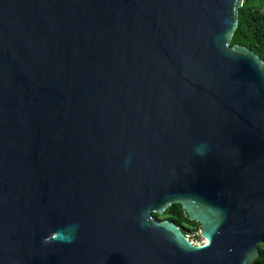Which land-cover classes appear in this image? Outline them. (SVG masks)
I'll use <instances>...</instances> for the list:
<instances>
[{
	"label": "water",
	"instance_id": "obj_1",
	"mask_svg": "<svg viewBox=\"0 0 264 264\" xmlns=\"http://www.w3.org/2000/svg\"><path fill=\"white\" fill-rule=\"evenodd\" d=\"M243 1L0 0V264H254L264 63L231 45ZM173 204L207 245L152 218Z\"/></svg>",
	"mask_w": 264,
	"mask_h": 264
},
{
	"label": "trees",
	"instance_id": "obj_2",
	"mask_svg": "<svg viewBox=\"0 0 264 264\" xmlns=\"http://www.w3.org/2000/svg\"><path fill=\"white\" fill-rule=\"evenodd\" d=\"M240 45L256 54L264 63V0H244L238 10V24L231 45ZM155 221L175 224L190 241L199 240L200 226L190 222L180 204H173L161 216L151 215ZM254 264H264V246Z\"/></svg>",
	"mask_w": 264,
	"mask_h": 264
},
{
	"label": "clouds",
	"instance_id": "obj_3",
	"mask_svg": "<svg viewBox=\"0 0 264 264\" xmlns=\"http://www.w3.org/2000/svg\"><path fill=\"white\" fill-rule=\"evenodd\" d=\"M195 151L197 152L198 155H204L205 152H204V146L201 145V146H197ZM78 227V226H77ZM72 241H67V243H71Z\"/></svg>",
	"mask_w": 264,
	"mask_h": 264
},
{
	"label": "rangeland",
	"instance_id": "obj_4",
	"mask_svg": "<svg viewBox=\"0 0 264 264\" xmlns=\"http://www.w3.org/2000/svg\"><path fill=\"white\" fill-rule=\"evenodd\" d=\"M187 238L188 237H190V236H186ZM199 237H200V239L199 240H192L191 242L193 243V244H195V245H200V244H202L203 242H204V240L201 238V236H200V234H199ZM189 239V238H188Z\"/></svg>",
	"mask_w": 264,
	"mask_h": 264
},
{
	"label": "snow or ice",
	"instance_id": "obj_5",
	"mask_svg": "<svg viewBox=\"0 0 264 264\" xmlns=\"http://www.w3.org/2000/svg\"><path fill=\"white\" fill-rule=\"evenodd\" d=\"M207 243H208V241H207V240H205V241H204V245H207Z\"/></svg>",
	"mask_w": 264,
	"mask_h": 264
}]
</instances>
